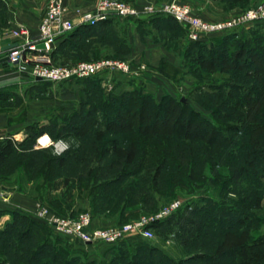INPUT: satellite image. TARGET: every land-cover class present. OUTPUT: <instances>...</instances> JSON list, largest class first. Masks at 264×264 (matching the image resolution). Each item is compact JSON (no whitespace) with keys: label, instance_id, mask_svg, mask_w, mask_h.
<instances>
[{"label":"trees","instance_id":"16d2710c","mask_svg":"<svg viewBox=\"0 0 264 264\" xmlns=\"http://www.w3.org/2000/svg\"><path fill=\"white\" fill-rule=\"evenodd\" d=\"M216 1L224 12L251 5ZM128 24L142 40L151 33L182 56L198 81L192 94L208 113L168 95L155 101L139 87L119 97L101 95L65 119L54 115L62 121L57 130L56 123L50 129L35 122L25 127L22 141L1 138L0 180L21 170L41 188L67 177L88 192L94 215L117 224L158 210L176 188H185L192 194L185 205L151 226L175 236L179 256L150 241L123 239L108 259L88 258L66 245L67 237L14 208L0 210L12 217L0 228V264H264V35L251 30L244 36L235 28L209 43L210 37L182 43L174 32L184 28L172 16L111 17L57 38L54 62L97 59L101 51L105 58L127 55ZM11 96L18 98L0 90V104ZM44 134L68 148L54 154L51 146L36 147Z\"/></svg>","mask_w":264,"mask_h":264},{"label":"built area","instance_id":"2783aa9c","mask_svg":"<svg viewBox=\"0 0 264 264\" xmlns=\"http://www.w3.org/2000/svg\"><path fill=\"white\" fill-rule=\"evenodd\" d=\"M67 11L65 0H47L35 35H31L23 25L7 31L5 36L9 35L16 39L15 45L5 51L7 63L30 79L39 77L40 80L51 82L93 77L108 69L129 72L131 69L127 62L112 58L59 65L54 62L51 51L56 46L57 38L72 31L78 25H93L111 17L122 19L152 14L172 16L185 29L188 40H202L248 23L264 21V0H259L240 12L212 20L198 16L188 4L178 0L141 7L126 0H95L92 10L81 12L76 18L67 17ZM108 87L111 86L108 85ZM11 138L14 141L19 140L16 137ZM38 139L36 147L51 146L56 154L62 153L69 146L63 139L52 141L48 138L44 144ZM9 199L8 192L0 189V210L1 204L8 203ZM185 203V200L175 198L161 205L154 212L140 214L121 225L107 227H92V217L88 210L77 212L75 215L61 216L38 202L30 213L48 225L55 233L70 240H77L83 244L95 241L115 243L132 235L146 239L154 238L151 226L181 209Z\"/></svg>","mask_w":264,"mask_h":264},{"label":"rangeland","instance_id":"374dc122","mask_svg":"<svg viewBox=\"0 0 264 264\" xmlns=\"http://www.w3.org/2000/svg\"><path fill=\"white\" fill-rule=\"evenodd\" d=\"M20 1L23 4L30 5V7H32L31 9L36 19H39L41 14L44 12L46 2H47V0H15V1L0 0V3L4 5L3 6L4 9H2V7L0 6V38L3 37L7 31L10 30L9 29L10 17L8 14L9 12L8 4H10L11 2L12 3L14 2L20 5L19 4ZM126 1L141 7V6L148 5V4H158V3L167 2L171 0H166V1H161V2L157 1L153 3H137L133 0H126ZM178 1L188 4L193 9V11L198 16H200V14H198V12L196 11V8H194V5L189 0H178ZM214 1L217 2L216 0ZM255 2H252L251 0V4ZM75 3L79 5L83 3L82 5L90 6V5H94L95 0H77ZM244 9L245 8H237L235 12H233L232 10L229 12L222 11V12L216 13V15H213L211 18H204V19L212 20V19H216V18L229 15L231 14V12L232 13L240 12ZM128 27L130 30L129 34L130 32L133 33L134 27L131 26V24H128ZM145 28H146L145 31L149 32L148 29H150V26L149 25L145 26ZM251 30L260 31L261 35H264V21H256V22L245 24L243 26L238 27L236 29V32L246 36V35H249ZM174 34L177 38H179V41L182 43H187L190 41L187 38L185 29L183 30V34L179 32L178 30L177 32H174ZM145 36L147 37V39L150 38V40H153V41L164 42L163 40H155L154 39L155 35H151V33ZM145 36L142 41L145 40L146 38ZM221 37H222V33L216 34L213 36L211 35L210 38L206 42L209 43V42H212L213 40L216 41V39H219ZM179 45H182V44H179ZM167 50L169 49L167 48ZM169 51L173 52L171 49ZM105 52L106 51H101L100 56H98L97 59L105 58L104 57ZM97 59H92V60L83 59L80 61H94ZM112 59H116V60L118 59V60L127 62L130 65L131 71L123 72V71L108 69L93 77L75 79V80H70V81H61V82L48 81L49 83L44 86L43 85L40 86L39 84H36L35 81L31 79L29 84H27L28 86L26 87V90H25L26 95L24 93L25 100L27 103L25 107L22 109V111L19 113V116L21 115L24 118L28 117L29 120L31 121L33 119H37L40 125L48 126L50 127V129H51L50 123L51 124L56 123L55 129L56 128L58 129L62 121H60V118L54 117V115H56L57 113L58 115L65 114L63 116L64 117L63 119H65L66 115H67L66 117H69L68 112L71 109H74V108L81 109L80 108L81 105L86 102H90L91 101L90 99H93L92 102L95 103L96 102L95 99L96 98L98 99V97H101V95H103V97L104 96L110 97L113 95L119 97L124 92L132 91L133 89H136L138 87L143 90V93L149 95L155 101H159L165 95H168L175 99H180V100L183 97L185 101H182V102H187L189 107L193 108L196 111H201L205 114L208 113L206 110L202 109L201 106L197 103L199 94L198 93L192 94V91L198 84V81L197 79L194 78L193 74L186 72L187 68L183 65L182 56L177 55L176 61H175L176 63L166 62L164 67L160 65L161 61L156 66H153L152 64L145 61L144 59H139L138 61H136V60H133L132 58H129L126 55L119 57V58H112ZM55 63L59 65H67V64H74L76 62L73 63L70 60L62 64L61 61L57 59ZM159 65L161 67H159ZM158 67L159 69L162 68L164 72L160 71ZM34 84L37 86L34 87L33 86ZM108 85H110L111 87L109 88ZM41 89H44V91H40ZM1 90L10 91L7 88L1 89ZM12 101L13 103H11ZM16 102L18 104L19 99H13V96H11L9 98L8 104H5V103L0 104V109H3V108L9 109V107L12 108L16 106L14 104ZM16 112L17 111L9 112V113L14 114ZM16 115L17 114H15V116ZM25 133L26 131L24 128V131L21 133V138L18 141L23 140V138L25 137ZM9 186H10L9 182H7L6 180H0V189L8 191ZM20 188L21 186L19 187L18 190H21ZM31 193L34 194V197L32 198L35 199V203L33 204L32 209L34 208L36 203L40 202L46 205L52 212L58 215H61V216L75 215L77 212L88 210L90 211L91 217H92V224H91L92 227H107V226H113V225H121V224H117L116 221L112 219L107 220V219L102 218V216L94 215L90 209V205H89L90 197H89L88 192L84 189L82 191H78L75 187L71 185L70 179L67 177L56 178L52 181H49L45 186L41 188H38L35 185V189H32ZM173 194L174 195L167 198L166 201L165 200L162 201V205L175 198L186 200L188 196L192 195V194L189 195L188 191L185 188H181V187L176 188ZM51 202H54V204L56 205H52ZM263 204H264V199H263ZM82 205H84V207H82ZM74 208H78L79 210L75 211L73 210ZM144 213L146 214V213H151V212L141 211L139 212L138 216ZM132 219L134 218H131L128 221ZM153 232H154V238L152 239H146L140 236L132 235V236L124 238V240H126L127 242L142 241V240L150 241L154 243L155 245H157L162 250L172 255L173 257L176 258L179 256V251L174 245L176 239L172 233H170L167 237H165L161 230L155 229L153 230ZM260 232L264 233V224L261 226ZM53 233L55 235H59V234H56L54 231ZM65 243L66 245L72 247L73 249H78L79 246H84L88 244L91 245L90 250H85V251L82 250V251L85 253L86 257L95 258V259H104L101 257L100 254H98L97 251H101L104 249L105 252L109 251L110 256H111V252L115 248V245H114L115 243H106L104 241H95L92 243L82 244L81 242L77 240L69 239V241L66 240Z\"/></svg>","mask_w":264,"mask_h":264},{"label":"crops","instance_id":"0c3cea01","mask_svg":"<svg viewBox=\"0 0 264 264\" xmlns=\"http://www.w3.org/2000/svg\"><path fill=\"white\" fill-rule=\"evenodd\" d=\"M15 1V0H13ZM77 1V0H76ZM75 0H65V4L67 6L66 16L69 18H76L79 13L84 11L92 10L94 5H79L76 4ZM137 3H153V2H161L166 0H133ZM196 8V11L202 18H211L213 15H216L218 12H222V8L217 4L214 0H189ZM259 0H252V2ZM18 3H10L9 5V17H10V27L9 29H15L19 25L25 26L31 35H35L37 32V22L39 19L34 17L32 12V7L30 5L23 4L21 1ZM236 7L233 12L237 10ZM213 13V14H212ZM232 13V12H231ZM43 14V13H42ZM41 14V15H42ZM146 37V36H145ZM130 40V52L126 55L133 60L138 61L139 59H144L149 62L153 66H156L160 61L176 63V54L170 52L166 48V44L161 41H153L145 38L144 41L140 38V35L133 31L129 34ZM16 42V39L10 37L9 35H4L0 38V48L6 45H10ZM1 50V49H0ZM7 50V49H6ZM6 50H1L0 57L4 56ZM176 55V56H175ZM9 65L8 63L4 65H0V90L7 88L10 90L12 94L18 96L19 99L18 104L16 103L14 107L3 108L0 109V139L6 136L16 137L20 140L21 133L24 131V128L31 123L38 122L37 119H33L32 121L29 118H24L23 116H19V113L26 105L25 100V90L31 81L30 78L23 75L19 72L15 67ZM12 69V70H11ZM26 95V93H25ZM20 96V97H19ZM14 98V97H13ZM15 99V98H14ZM16 113H9L14 112ZM15 114H17L15 116ZM19 116V117H18ZM45 135V134H44ZM47 135V134H46ZM7 182L10 183L9 190L7 191L10 199L6 204H1V209H14L19 208L32 218V214L30 213L33 204L35 203L34 194L31 193L32 189H35L36 182L32 180H28L24 175L23 171H19L11 178L6 179ZM21 186V190H18ZM37 199V198H36ZM41 199V198H40ZM88 201V199H87ZM88 203V202H87ZM84 207V205H82ZM73 210H79L78 208H74ZM12 217L9 213H1L0 214V228H3L6 223L11 222ZM78 245V244H77ZM79 246V245H78ZM85 246V247H84ZM79 246V250H90L91 245ZM77 248V247H76ZM98 254L101 255L102 258L108 259L110 256L109 251H97ZM3 257H0L2 260Z\"/></svg>","mask_w":264,"mask_h":264},{"label":"water","instance_id":"95a60500","mask_svg":"<svg viewBox=\"0 0 264 264\" xmlns=\"http://www.w3.org/2000/svg\"><path fill=\"white\" fill-rule=\"evenodd\" d=\"M141 17H142V18H146L147 16H146V15H142ZM13 45H15V43L10 44V45L3 46V47H1L0 49H1V50H6V49L12 47ZM40 46H43V45L40 44ZM6 63H7V56H2V57H0V65H4V64H6ZM36 79H37V80H40L39 77H37ZM181 101H185V99L182 97V98H181Z\"/></svg>","mask_w":264,"mask_h":264},{"label":"bare ground","instance_id":"6f19581e","mask_svg":"<svg viewBox=\"0 0 264 264\" xmlns=\"http://www.w3.org/2000/svg\"><path fill=\"white\" fill-rule=\"evenodd\" d=\"M48 138H49L48 135L45 134V135L40 136L38 140L40 143L44 144L47 142Z\"/></svg>","mask_w":264,"mask_h":264}]
</instances>
